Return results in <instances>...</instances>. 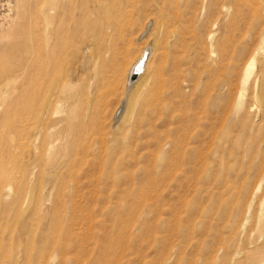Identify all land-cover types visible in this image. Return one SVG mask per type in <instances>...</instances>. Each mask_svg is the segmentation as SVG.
Here are the masks:
<instances>
[{
    "label": "rangeland",
    "instance_id": "1",
    "mask_svg": "<svg viewBox=\"0 0 264 264\" xmlns=\"http://www.w3.org/2000/svg\"><path fill=\"white\" fill-rule=\"evenodd\" d=\"M49 2L0 0V264H264V64L245 82L247 53L218 61L233 1L59 0L58 16ZM43 13L62 51L52 91L30 92ZM256 15L238 24L259 32Z\"/></svg>",
    "mask_w": 264,
    "mask_h": 264
},
{
    "label": "bare ground",
    "instance_id": "2",
    "mask_svg": "<svg viewBox=\"0 0 264 264\" xmlns=\"http://www.w3.org/2000/svg\"><path fill=\"white\" fill-rule=\"evenodd\" d=\"M233 2L232 3H234L233 5H235V7H236V11L239 13V15H240V20L244 23V19H245V16H244V14L246 15V14H251V13H254V15H255V13H257V15H256V20H259V23L262 21L263 22V24L261 25L262 27L261 28H259L258 29V27L256 28V29H258L257 31H259V32H256V30L254 29V26H255V24H253V23H249V25H251L252 26V29H249V25H248V27H246L247 26V23H246V25H244L243 23H242V25H240V24H238L239 22H240V20H236V22L234 21V22H232L231 23V28H233L234 29V32L235 33H232V36H231V38H230V40H229V44H225V43H218L219 45H218V49H219V53H218V61H220V62H223V61H225V63L227 62V65L229 64V65H231L232 66V69L234 70V69H236L237 67H239V64H238V57H239V54L241 55L242 53H247L248 54V56H249V62H247L246 64H245V66H243V68H242V70H240V79L241 78H243V80L246 82V81H248L249 79H251L250 77H252L251 76V70H252V65L253 64H255V63H258L259 65H262V64H264V0H232ZM212 3V2H211ZM58 4H59V0H51V2H49V4H48V9H50V10H52V12H53V14L54 15H56V16H58V8H60L59 6H58ZM213 4H214V2H213ZM213 4H211L212 6H214ZM216 4V3H215ZM217 5V4H216ZM61 6V5H60ZM43 8V7H42ZM42 8H40V10L42 9ZM213 9V8H212ZM39 10V11H40ZM38 11V12H39ZM215 11H216V9H215ZM35 12V11H34ZM37 12V13H38ZM213 12V11H212ZM30 13H33V12H31L30 11ZM44 14V20H43V25H41V26H43V30H42V28H41V30L44 32L43 33V35H40L39 33L41 32V31H39L38 29L35 31V21H34V19L37 17L35 14V18L34 19H31V20H33V27L31 26L30 27V30H29V34H28V36H27V39H26V47H25V56H26V61H25V63L23 62L22 64H24V68H21V70H22V73H25V75H27V79H28V86H29V88H30V92H31V88L33 87V88H35V85H34V83L33 82H36V81H34L35 79H37V80H39V81H41V79L42 80H47V83H48V86H49V89L52 91V89L54 88V86H55V80H52V76H50L49 75V72H48V68H49V66H51L52 68H54L58 63H59V59H58V57L60 56V53H61V51H62V45H61V40L58 38V34H57V31H55L56 33L55 34H51L50 33V30H51V25L53 24V23H55V22H53L52 20H48L46 17H48L47 16V14L46 13H43ZM38 15H40L39 13H38ZM32 16V15H31ZM250 16H252V15H250ZM253 17V16H252ZM251 17V18H252ZM263 17V18H262ZM29 18V17H28ZM39 18H40V16H39ZM38 18V19H39ZM214 18H217L216 16L214 17ZM251 18H249L250 20H251ZM37 19V18H36ZM42 20V19H41ZM40 20V21H41ZM250 20H248V21H250ZM36 21H38V20H36ZM216 21V20H215ZM247 21V20H246ZM58 22V21H57ZM56 22V23H57ZM39 23V22H38ZM40 23V24H41ZM258 23V22H257ZM259 23H258V25H259ZM30 24V23H29ZM54 25V27H56V25L55 24H53ZM229 25V24H228ZM40 26V25H39ZM38 26V27H39ZM257 26V25H256ZM53 27V28H54ZM34 28V29H33ZM56 29V28H55ZM246 29V30H245ZM37 33V34H36ZM247 33L249 34L248 35V38L246 39L245 38V36L247 35ZM227 38V37H226ZM246 40H245V39ZM213 39V38H212ZM25 44V43H24ZM241 46H243V47H241ZM23 46H22V48H24ZM213 49V48H212ZM238 49V50H237ZM148 52V53H147ZM216 53H217V39H216ZM139 55L136 57V59L132 62V64L129 66V68H128V72H127V78H126V87L128 86L129 88H130V85L133 83V82H135L136 80H138L145 72H146V70H147V67H148V64H149V61H150V58H151V56H152V51H151V49H149V47L147 48H143L141 51H140V53H138ZM144 59V62L141 64V66H140V68L137 70V72L138 73H136V78H135V80L134 81H130V75L132 74V72H133V70H134V67H135V65L138 63V61L140 60V59ZM246 59H247V57H246ZM25 60V59H24ZM244 60V59H243ZM22 61V60H21ZM18 62V61H17ZM17 62H16V64H17ZM240 62V61H239ZM216 63V62H215ZM22 64H21V66H22ZM241 64H243V63H241ZM257 64V65H258ZM11 65V64H10ZM227 65H226V67H227ZM258 65V66H259ZM217 66V65H216ZM15 67H18V65L17 66H15ZM226 67H225V69H226ZM9 68V67H8ZM51 68V70H53ZM35 69L38 71L37 73V75L36 76H34L35 74L33 73V72H36L35 71ZM262 69V68H261ZM50 70V71H51ZM212 70V69H211ZM5 71V70H4ZM3 71V72H4ZM24 71V72H23ZM41 71H42V74H41ZM260 71V70H259ZM6 72V71H5ZM238 72V71H237ZM13 73V72H12ZM21 73V72H20ZM261 73V72H260ZM34 74V75H33ZM237 74V73H236ZM257 74V73H256ZM10 76L12 75V74H9ZM214 75V74H213ZM261 75V80H262V83L261 84H263L264 83V71H263V73H261L260 74ZM4 76V75H3ZM237 76V75H236ZM257 77H259V76H257ZM23 78V77H22ZM238 78V77H237ZM7 79L9 80V78H5V79H3V77H0V83L1 84H3V82H4V89L3 90H0V100L1 99H3L6 95H7V93H9V91H11L12 89V87H11V83H9V84H5V81H7ZM11 79V78H10ZM254 79V78H253ZM258 80V79H257ZM256 80V81H257ZM250 81V80H249ZM248 81V82H249ZM26 82H24V84H25ZM37 84H38V82H36ZM45 84H46V82H45ZM246 84V83H245ZM242 85H243V83H242ZM46 86V85H45ZM37 87V89H38V87L39 86H36ZM63 87V86H62ZM214 88V85H213V87H212V89ZM65 89V88H64ZM32 90H34V89H32ZM27 91V90H26ZM37 91V90H36ZM42 91V90H41ZM61 91H63V90H61ZM61 91H59V92H61ZM65 91V90H64ZM41 93V92H40ZM45 93L46 94H48L46 91H45ZM56 93V92H55ZM55 93H54V95H55ZM34 94V93H33ZM32 94V95H33ZM35 94L37 95L38 93H36L35 92ZM57 94V93H56ZM65 94V93H64ZM30 95V94H29ZM58 95V94H57ZM38 96V95H37ZM39 96H40V94H39ZM48 96V95H47ZM7 97V96H6ZM5 97V98H6ZM28 98H29V96H27ZM33 97V96H32ZM4 98V99H5ZM42 98V97H41ZM44 98H46V97H44ZM55 98H57V97H55ZM49 99V98H48ZM47 99V100H48ZM58 99V98H57ZM28 100V99H27ZM46 99H45V103L44 104H42L43 106L46 104V101H47ZM3 100H1V102H2ZM5 101V100H4ZM3 101V102H4ZM30 101V100H29ZM58 101V100H57ZM40 102V101H39ZM38 102V103H39ZM42 102V101H41ZM44 102V101H43ZM52 103V102H51ZM238 103H239V101H238ZM4 104V103H3ZM37 104V103H36ZM40 104V103H39ZM240 104V103H239ZM41 105V104H40ZM41 105V110H40V112L41 113H43L42 111L44 110L43 109V106ZM52 105V104H51ZM45 107V106H44ZM29 110V109H28ZM46 110V109H45ZM117 111V110H116ZM38 114V113H37ZM51 114H52V112H51ZM32 115V114H31ZM42 116V115H41ZM43 120V119H42ZM44 125V124H43ZM46 130V129H45ZM45 132V131H44ZM44 132H42V133H44ZM46 133H47V131H46ZM45 133V134H46ZM45 134H44V136H45ZM41 137H43L42 135H41ZM43 146V145H42ZM49 146V145H48ZM40 148H42L43 149V147H41L40 146ZM48 148V147H47ZM44 150V149H43ZM41 151V150H40ZM43 152V151H42ZM2 192H3V190H2ZM6 219V218H5ZM9 220V219H8ZM22 223V222H21ZM260 224H264V212L262 213V215H261V217H260ZM26 225V224H25ZM25 225H23V223L21 224V226H20V224H19V226H20V228L22 227H25ZM18 226V227H19ZM3 230V229H2ZM19 231V230H18ZM21 231L22 230H20V233H19V235H18V238L16 239L17 240V243H19V244H21L22 243V236H21ZM24 232H25V230H24ZM2 237L0 236V239H1ZM9 240H10V238H9ZM8 240V241H9ZM7 241V240H6ZM5 242L6 244V248H7V243H9V242ZM12 242H14L13 240H12ZM15 243V242H14ZM4 244V243H3ZM13 244V243H12ZM0 245H1V241H0ZM10 246V245H9ZM9 249V248H8ZM7 249V250H8ZM20 249V248H19ZM22 249V248H21ZM4 250H2V252H3ZM17 251V250H16ZM5 252V251H4ZM7 252V251H6ZM5 252V253H6ZM10 252V249H9V251H8V253ZM22 252V251H21ZM21 252H19L20 254H21ZM7 253V254H8ZM10 254V253H9ZM8 254V255H9ZM25 254V253H24ZM5 255V254H4ZM4 255L2 254V256L4 257ZM0 256H1V253H0ZM0 258H2V257H0ZM9 258V257H8ZM14 259V258H13ZM1 261V260H0ZM12 261H14V260H12ZM9 262V261H8ZM2 264V263H1ZM8 264V263H7ZM12 264H14V262L12 263ZM18 264V263H17Z\"/></svg>",
    "mask_w": 264,
    "mask_h": 264
},
{
    "label": "water",
    "instance_id": "3",
    "mask_svg": "<svg viewBox=\"0 0 264 264\" xmlns=\"http://www.w3.org/2000/svg\"><path fill=\"white\" fill-rule=\"evenodd\" d=\"M143 62H144V59L142 58V59H140V60L138 61V63L135 65L134 70H133L132 74L130 75V81H134V80H135V78H136V73H138L137 70L140 68V66H141V64H142Z\"/></svg>",
    "mask_w": 264,
    "mask_h": 264
}]
</instances>
